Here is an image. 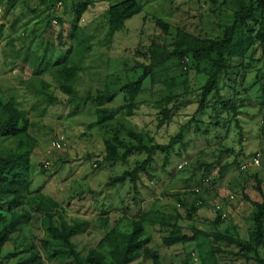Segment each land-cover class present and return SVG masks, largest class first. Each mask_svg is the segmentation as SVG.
<instances>
[{
    "label": "trees",
    "instance_id": "obj_1",
    "mask_svg": "<svg viewBox=\"0 0 264 264\" xmlns=\"http://www.w3.org/2000/svg\"><path fill=\"white\" fill-rule=\"evenodd\" d=\"M34 1L37 7L28 6L27 9L33 13L31 16L37 18L35 25L55 29L57 33L52 51L47 49L49 42L41 39L45 43L42 55L33 52L31 64L34 75L49 72L76 113H79L81 105H93L97 124L105 129L113 126L112 135L104 140L101 164H126L134 154L145 155L133 168L111 176L108 185L130 183L138 193L141 175L153 176L149 168L157 155L162 156L163 166L170 163L177 148L186 145L190 129L199 136L210 137L211 128L229 130L233 120L239 127L237 119L242 110L238 100L241 92L245 94L258 86L264 97V0H222L220 4L228 16L219 22L220 34L216 37L195 35L157 18L156 32L146 53L148 61L135 67L141 70L136 79L123 82L120 76L109 75L103 86L95 91L88 90L82 96L75 84L94 51L97 31L102 30L100 24L94 32H89L88 25L82 23L93 2ZM59 4H71L73 14L70 21L60 15ZM142 10L140 0L110 4L103 13L105 35L97 39L98 42L110 48L115 34L125 27L128 19ZM4 26L0 23V39ZM27 28L32 36L39 35L37 29ZM14 41L10 38L8 43L13 46ZM30 46L28 42L27 47ZM258 52L262 56L260 59L256 57ZM254 63L261 65L255 69ZM254 70V79L248 86V76ZM191 71L203 80L195 90L190 83ZM146 80L151 83L152 99L148 103L156 110L157 128H167L176 118L182 119L177 120L178 130L167 143L159 142L149 126L148 129L140 128L131 122L142 108L137 98ZM120 93L124 96V103L108 106ZM194 95L198 103L195 112L179 115L182 108L190 105L189 100ZM30 127L27 111L0 87V264H5L4 258L12 256L4 253L10 242L16 250L21 247L13 264H45L40 248L48 250L51 259L54 257L58 264H133L139 260L163 264L161 253L152 246V228L162 233L163 246H182L185 251L191 248L200 264H264V193L260 186L258 190L263 201L254 203L253 225L248 235L242 236L235 226L219 229L218 224L223 220L219 215L214 221V230L189 225V232L184 231V221L191 220L192 214L205 205L202 191L197 193L193 190L177 194L173 205L154 201L127 222L126 228L115 226L109 229L97 247L86 252L79 250L73 238L83 232L87 221L55 223L54 214L61 209V203L46 193H33L31 189L32 158L39 141ZM121 132H125L124 137ZM224 136L226 134L220 135L219 139ZM7 142L10 145H6ZM222 151L232 154L234 150L226 147ZM233 163L239 165L237 159ZM226 168L227 165L221 167V174ZM178 206L185 209V214ZM39 223L46 225L48 238L40 239L38 245L34 231L39 228ZM180 264H190V261L182 258Z\"/></svg>",
    "mask_w": 264,
    "mask_h": 264
},
{
    "label": "rangeland",
    "instance_id": "obj_2",
    "mask_svg": "<svg viewBox=\"0 0 264 264\" xmlns=\"http://www.w3.org/2000/svg\"><path fill=\"white\" fill-rule=\"evenodd\" d=\"M90 1L93 5L82 23L88 25L89 32H94L97 25L101 24L102 30L97 31V39L103 38V13L110 4L121 0ZM214 1L140 0L142 12L126 21L125 27L115 34L110 48L95 40L94 51L88 58L86 69L80 73L75 84L79 94L82 96L88 90L95 91L103 86L109 75L120 76L123 82L135 80L141 72L135 67L148 61L146 53L156 32L157 18L195 35L218 36V24L227 18L228 13L222 9V0ZM28 6L37 7V3L34 0H0V23L5 25L0 39V87L16 100L21 109L27 111L30 131L39 141L32 158L33 193H46L61 203V209L54 214L55 223L87 221L83 232L73 238L77 248L86 252L91 247H97L109 229L115 226L126 228L127 222L136 218L141 210L149 208L154 201L173 205L177 194H185L197 188H201L205 205L192 214L191 220L184 221V231L189 232V225L214 230V221L218 217L214 209L220 204L226 218L218 224L219 229L235 226L242 236L248 235L253 225L254 203L263 201L259 186L264 193V97L259 87L245 94L241 92L238 100L242 110L237 119L239 127L233 120L229 130L211 128L210 137L199 136L190 129L186 145L177 148L170 163L163 166L162 156L157 155L156 161L149 168L153 176L141 175L138 193L130 183L108 185L111 176L121 175L126 169L133 168L145 155L134 154L126 164H101L104 140L112 135L113 126L105 129L97 124L93 105H81L79 113H76L77 110L68 103L67 95L59 90L58 83L49 72L34 75L31 64L33 52L42 55L46 42H49L47 49L52 51L57 33L55 29L36 26L37 18L31 16L33 13L27 9ZM58 11L67 20H71V4H59ZM27 26L37 29L39 35L32 36ZM10 38L15 39L13 46L8 43ZM28 42L31 43L30 48L27 47ZM256 57H262L260 52ZM260 65L254 63V68ZM254 74L255 70L248 76V86ZM190 80L194 90L203 81L195 71L190 72ZM123 97L120 93L108 106L123 104ZM151 99V83L146 80L137 98L142 108L131 122L140 128L149 126L159 142L167 143L178 130L177 120L182 119L176 118L167 128H157L156 110L148 103ZM189 102L190 105L182 108L179 115H192L195 112L198 107L196 95ZM222 134H226V137L219 139ZM121 135L124 137L125 132H121ZM56 140L61 141V148L53 146ZM226 147L233 148V153L222 151ZM257 153L261 159L259 166L252 164V157ZM235 159L239 165L233 163ZM225 165L227 168L221 174V167ZM204 177H209L207 185L204 184ZM178 209L185 214L183 207L178 206ZM37 226L39 228L34 234L39 245L40 239L48 237L45 233L46 225L39 223ZM161 235L152 228V246L161 253L163 264H180L182 258H187L190 264H200L197 254L191 248L185 251L182 246H163ZM14 246L10 242L5 247L4 253L12 255L10 259L4 258L5 264H13L19 256L21 247L16 250ZM40 252L45 264H58L54 257L51 259L48 250L40 248ZM150 263V260H139L133 264Z\"/></svg>",
    "mask_w": 264,
    "mask_h": 264
},
{
    "label": "built area",
    "instance_id": "obj_3",
    "mask_svg": "<svg viewBox=\"0 0 264 264\" xmlns=\"http://www.w3.org/2000/svg\"><path fill=\"white\" fill-rule=\"evenodd\" d=\"M60 140H63V139L61 138ZM60 140H56V141H54V142H53V146H54V147H57V148H61L62 145H61V141H60ZM260 162H261L260 154L257 153V154L252 158V164L255 165V166H259V165H260ZM209 181H210L209 178L204 179V184H208ZM195 191H196L197 193H199V192L201 191V188H197V189H195ZM199 203L202 204L201 201H200ZM214 211H215L219 216H221V219H225V218H226V214L222 211V207H221L220 204H217V205L215 206Z\"/></svg>",
    "mask_w": 264,
    "mask_h": 264
}]
</instances>
